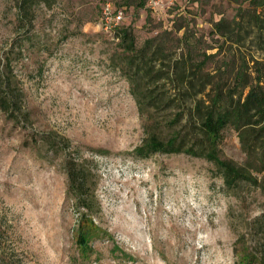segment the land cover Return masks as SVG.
Listing matches in <instances>:
<instances>
[{
	"label": "rangeland",
	"instance_id": "rangeland-1",
	"mask_svg": "<svg viewBox=\"0 0 264 264\" xmlns=\"http://www.w3.org/2000/svg\"><path fill=\"white\" fill-rule=\"evenodd\" d=\"M105 1L31 0L21 11V0H0V95L7 90L21 107L8 117L0 105V263L243 264L244 252L263 255L258 187L227 189L202 158L132 155L145 126L168 124L183 108L160 104L139 115L119 41L100 22ZM148 1L111 0L137 47L156 39L163 65L190 50L197 60L206 55L225 88L238 71L264 81L261 0H158L156 9ZM255 12L263 25L251 21ZM44 136L56 139L54 150ZM217 150L248 161L232 127ZM74 157L93 172V237L84 248L67 195L65 159Z\"/></svg>",
	"mask_w": 264,
	"mask_h": 264
},
{
	"label": "trees",
	"instance_id": "trees-1",
	"mask_svg": "<svg viewBox=\"0 0 264 264\" xmlns=\"http://www.w3.org/2000/svg\"><path fill=\"white\" fill-rule=\"evenodd\" d=\"M30 1L21 0L19 9L24 11ZM263 3L261 0L255 5L261 6ZM251 21L255 26L262 24L260 15L256 12ZM216 25L219 29L221 24ZM114 37L119 41L122 53L120 70L129 83L139 115L144 117L149 113L145 112L146 107L153 108L160 104L165 109L183 108L168 124L161 122L145 126V136L133 149L132 155L147 158L155 154H185L202 158L214 166L227 189L246 183L258 187L264 193V175L259 178L255 174H264L262 76H246L244 72L238 71L225 88L227 79L206 69L205 54L203 59L197 60L187 50L188 55H182L171 67H167L161 61L164 49L156 44L155 38L147 39L142 46L137 47L132 28L123 26L114 31ZM183 39L184 36L177 41L181 42ZM158 61L162 64L156 68ZM256 64L262 62L256 61ZM0 105L8 117H12L16 109L21 111L20 106L16 108L18 103L15 95L9 94L5 89L0 95ZM227 127L238 132L248 156V161L243 165L224 159L218 153L217 144ZM164 129L168 131L166 136H162L160 132ZM62 140L66 142L65 139ZM43 141L49 150H54L57 145L52 136H44ZM88 163L81 157L65 159L67 195L79 213L76 240L80 248L86 247L93 237L94 197L87 186L93 172ZM242 259L243 264H264V254L256 252H244ZM4 263L3 260L0 264Z\"/></svg>",
	"mask_w": 264,
	"mask_h": 264
},
{
	"label": "built area",
	"instance_id": "built-area-1",
	"mask_svg": "<svg viewBox=\"0 0 264 264\" xmlns=\"http://www.w3.org/2000/svg\"><path fill=\"white\" fill-rule=\"evenodd\" d=\"M148 2L153 9H156L159 6L158 0H149ZM123 19L124 16L122 10L114 8L111 0H106L102 6L100 16V22L103 29L107 32H114L121 26Z\"/></svg>",
	"mask_w": 264,
	"mask_h": 264
}]
</instances>
